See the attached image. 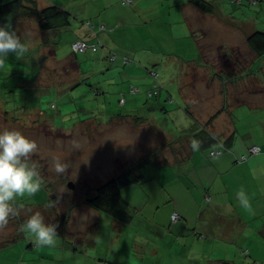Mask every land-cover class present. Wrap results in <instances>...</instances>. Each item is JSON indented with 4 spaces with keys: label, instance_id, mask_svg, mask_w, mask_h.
I'll return each instance as SVG.
<instances>
[{
    "label": "crops",
    "instance_id": "crops-1",
    "mask_svg": "<svg viewBox=\"0 0 264 264\" xmlns=\"http://www.w3.org/2000/svg\"><path fill=\"white\" fill-rule=\"evenodd\" d=\"M8 1L2 0L0 4ZM35 1H37L40 9L47 7L45 3L48 6L51 5L46 0ZM136 1L140 3V0ZM120 2L121 0L88 2L91 13L98 12L97 18L91 20L95 33L88 30L89 35L81 38L104 43L110 40V47L104 46L99 50L102 59L108 60L112 51L134 57L135 51L127 49L130 48L128 41L122 43L118 37L123 34L126 28L128 29L129 21L135 22L139 16L148 19L153 14V11L141 12L138 8L122 7L124 5ZM155 4L162 6L160 2ZM173 6L180 9L178 12L182 15L184 22L187 23L183 27L182 19L179 24L182 27L183 36L188 37L187 41L184 42L183 54L178 52L177 41L173 39L171 43L163 38L160 41L145 42L136 49L143 51V57L147 56L145 60H141L142 63L144 61L150 62L153 64L152 66L157 67L158 76L156 78L162 87L157 94L152 96H149L146 91L153 87L156 79L151 77L147 70L138 66L139 64H132L120 71H111L108 67L104 69L106 65L103 62L100 64L102 70L96 71L88 57L89 54L92 55V52H87L83 61L74 59V54L67 52L64 45L68 39L67 34H61L62 41L57 50H50L40 44L41 35L38 33L37 22L34 19L13 14L0 15V25L11 23L17 33L24 38L29 49L19 59L11 55L15 58L8 57V63L0 68V78L4 79L0 80V90L8 93L4 109L11 111V117L15 115L13 110H19L21 113L18 120L26 119L29 112H35L43 120L52 124L45 118L46 114L42 106L37 105L38 103L28 107V111H24V89L37 91L42 82L53 84L57 88V94L64 93V96L59 100L61 104L72 103L75 100L74 93L79 91L83 94L86 89L97 90V94L99 91L103 94L125 92L127 101L123 106L128 105V108L125 109L124 115L117 114L122 117L117 118L115 115L109 119L130 120L134 127L142 129L148 127V121L146 116H142L140 112L163 109L159 97H162V91H164L165 99L171 96L174 99L173 104L178 103L182 113L192 116L194 120L197 119V116L199 124H201L198 125L192 121L187 128L182 129L183 140L186 144V146L183 144L184 159L192 164L190 179L192 184L199 185L205 191L199 201L198 209H194L196 223L193 219L187 218L186 215L190 214V211L186 212L178 208L175 205L176 201H172L173 204H161L160 201H157L150 208H148V204L145 206L147 201L143 205L141 202L135 201L133 206L138 209V214L134 221L138 220L147 225L152 222L155 227L163 226L170 229L167 231L147 230L134 225V229L128 231V228H122L115 223L116 229L113 230H117V237L110 236L111 241L109 240L107 251L104 248L101 249V251L107 252V258L104 257L102 262L95 264H190L193 260L199 259L198 253L192 251L193 245L203 248V259H199L200 261L195 264H254L255 262V264H264V90L256 89L254 86H251L250 89H242L241 81L243 80L238 79L239 81H235L236 84L231 83L232 86L234 85L233 90H236L238 94L245 93L246 97L243 95L244 98L237 97L235 98L236 103L232 104V92L228 88L226 89L228 92L224 93L212 88L213 81L207 84L204 78V69L186 63V61L199 60L200 50L197 43L193 41L194 37H191V35L195 38L198 36L196 32L199 27L194 28L188 22L190 17L195 21L197 12L183 0H175ZM165 9L169 13L172 12L168 8ZM10 20L11 22H9ZM103 23L112 28V33L109 32L107 35L99 31V25ZM144 23L149 25V20H145ZM71 26L66 31L71 30ZM36 49H39L37 53L40 56L49 54L50 56L54 55V58L49 59V64H46L47 61L45 63L39 61L38 67H33L30 58L33 60L37 58L36 54L31 57ZM185 50L188 52L187 54H185ZM164 54L172 56L174 63L176 62L175 65L177 64V69L180 68L179 71L175 69V72L169 74L167 78L165 77L166 73H162V69L159 68V63L166 69L168 67L173 68V66H168L162 60ZM157 56L160 59L156 60ZM180 57H183L184 60ZM10 59L17 61V63ZM53 63L54 68L51 71L46 69L47 65L51 66ZM146 63L144 64L146 65ZM108 64L111 66L109 61ZM36 69L38 75L35 77L38 78L39 82H37L38 80L31 82V76ZM139 76L143 77L145 84L139 86L140 93L136 94L138 96L136 97L129 92V85L134 84ZM23 78H26L25 82H22ZM252 80L264 87V85L259 84V79L252 78ZM179 81L181 86L176 84ZM22 84L26 88H22ZM184 84L187 86L186 88H184ZM18 99L19 102L16 103ZM147 99L150 101L147 102ZM80 104L85 107L83 103ZM53 105L51 108L56 107V104ZM90 109H87V112L91 113L98 107L93 106ZM169 109L175 113L173 107ZM135 113L138 115L134 117L132 114ZM140 118L142 120H138ZM89 120H94V122L85 123L92 127L98 124L97 118H90L85 121ZM98 126L106 125L100 123ZM208 134L212 137H209ZM213 140L214 143L210 144ZM193 141L197 142L195 146H193ZM253 146H259L262 153L250 155L249 149ZM172 152L182 156L177 149L176 152L173 150ZM212 152L215 153L212 154ZM242 155H246L247 159L242 161ZM241 189H244L250 198L251 207L249 209L240 207L236 199V193ZM173 213H178L180 216L179 221L175 223L171 220ZM207 213L210 214L207 215ZM145 216L153 219L146 223L143 221ZM157 235L168 237L169 243L161 247L159 242L152 240ZM114 238L115 240H112ZM69 240L70 238L67 237L63 241L60 237L58 245L50 248H38L30 245L32 249L29 246V249L23 253V259H33L32 264H90L89 261L93 258L90 256V250L94 256L99 248V240L96 238L89 242L92 244L89 247V243L87 244L85 254L88 259L86 257L84 260L76 256L79 252L69 253L68 251V249L77 247L80 244V239H75L73 244ZM196 242H199V245H196ZM31 243L33 242L31 241ZM162 249H166V256H163ZM214 255L215 258H213Z\"/></svg>",
    "mask_w": 264,
    "mask_h": 264
},
{
    "label": "rangeland",
    "instance_id": "rangeland-1",
    "mask_svg": "<svg viewBox=\"0 0 264 264\" xmlns=\"http://www.w3.org/2000/svg\"><path fill=\"white\" fill-rule=\"evenodd\" d=\"M46 1L48 3H54L55 1L56 4L64 5L67 7L66 9L72 12L71 30L64 31L62 34H67L68 39L64 42V45L67 52L73 55L71 38L72 41H75L89 35V28L86 24L90 23L92 25L91 20H95L94 18L98 12L91 13L88 2L95 0H70V2L69 0ZM133 1L134 5L130 8H138L141 12L153 11V14L148 19L139 16L135 22L129 21L128 29L126 28L123 34L118 37L119 41L122 43L128 41L130 44L129 49L135 51L136 58L140 60H145L147 56L143 57V51H137V47L145 42L160 41L162 38L170 43L173 38H176L178 52L183 54V47L179 38L185 36H183L182 27L179 25L181 20L180 12L173 6L175 0H140V3L136 0ZM212 1L218 2L219 0ZM237 1L223 0L220 2L223 8L228 9V14L244 21L240 26L241 29L231 28L220 22L217 18L202 14L197 10L195 21L192 22V26L195 28L199 27L198 34L203 37L201 41H203L206 59L214 63L217 69L231 71L230 69L235 68L234 74H237L236 71L239 72L240 66H235L233 58L246 59L247 62L251 59L250 55L252 53L245 43L244 35L252 33L256 29L264 31V0H257L256 4L251 5L247 0H243L244 4L242 3L240 6ZM157 2L162 3V6L155 4ZM122 4L125 5L123 2ZM216 5L218 6V4ZM45 6L48 5L45 3ZM165 8L170 9L172 12L170 14L167 13L168 10ZM9 17L12 19L11 16ZM198 18H200V21H197ZM145 20H149V25L144 23ZM105 45L106 47H110V40ZM102 48V46H99L94 51H87L92 52V55L89 54L88 57L91 59L96 71L102 70L100 64L103 62L106 65L104 69L108 67L111 71H120L126 68L118 64V66H110L108 61L111 64L114 60L102 59L101 54H99V50ZM225 53L231 55H223ZM35 54L37 58L35 60L30 58V61L33 67H38L40 55L37 52ZM85 56H87L85 53H78L77 58L83 61ZM9 58L15 57L10 55ZM130 58L133 61L135 60L132 57ZM157 59H160V57L157 56ZM162 60L168 66H173L175 70L177 64L175 65L176 62L174 63L172 56L164 54ZM201 66L204 67L208 80H214L213 82L209 80L212 82V88L224 93L228 92L226 91L228 88L232 92V104L236 103L235 98H244L242 95L246 97L245 93L238 94L236 90H233L234 85L232 86V84L234 83L229 85L221 82L220 73L211 63H206L201 59ZM245 70L248 75L256 76L264 84V58L256 57ZM166 75L167 78L169 73L166 72ZM35 79L37 78L31 77V82ZM234 79L236 80V77ZM143 84H145L143 77L139 76L136 82L131 85L135 88H140L139 86ZM131 85H129V88ZM241 86L242 89L251 88L249 83L245 85L242 81ZM254 87L264 90V87L258 84H255ZM27 90L26 98H30L32 102L29 107L34 105V103L40 104L46 114L45 118L52 124L43 120L35 112H29L26 119L12 121L9 118H5L3 110L0 109V132L4 130H18L30 140H35L38 144V151L32 155L29 164H35L41 177L49 181L44 184L43 179L41 190L34 196L30 198H17L14 202V207L19 210V215L10 220L6 229L0 231V264H24L22 250L26 248L27 243L22 236H25L28 231H21L20 225L35 212H40L44 216L46 223L51 221L52 223H57L55 220H61L66 214L69 223L64 227L66 234L62 233V237L65 239L67 237L70 238L69 242L72 244L75 239H80V244L77 246L80 250L78 255L82 254L85 256L79 255L82 260L86 257L88 259V256L85 254L87 244L96 238L101 243L109 242L110 234H112L111 231L116 225L115 222L104 214L91 210L88 205H84L81 201L83 195H85L88 189L96 187L98 184L114 176L117 172H120L125 167L124 164L126 162L132 164V160L139 159V157L144 156L147 152L150 154V162L141 171L145 177L144 181L142 185L127 188L123 192L124 198L127 201H139L142 205L147 201L145 206L148 204V208L157 201H160L161 204H173L172 201H176L175 205L178 208L186 212L190 211V214L186 216L190 220L193 219L196 223L194 209H198L199 201L205 191L199 185L192 184V180L190 179L192 176V173H190L192 164L187 159H184L185 152L181 148V144H185L182 129L187 128L192 121L201 125L198 121L199 118L195 114L194 116L197 119L194 120L192 116L182 113L179 110L181 107L178 103L173 104L174 99H172V102L168 98L165 99V92L161 90L162 97H159V100L164 111L163 109L152 112L141 111L140 114L146 116L148 127L140 129V127H134L130 120L109 119L116 114L124 115V111L128 108V105H121L120 100L124 99L127 101L125 92H107L103 94L99 91V94L96 95V91L86 89L83 94L79 91L75 92V100L72 103L61 104L59 100L64 96V93L57 94L53 84L42 82L36 93L34 90ZM3 95L2 93L0 94V96ZM17 96L20 95L17 94ZM136 97L138 96L136 95ZM146 101L148 102L150 99ZM80 103H83L85 107ZM53 104H56L55 108H51ZM93 106H97L98 109H95L91 113L87 112ZM171 107L175 109V113L170 111L169 108ZM190 112L192 111L190 110ZM132 115L135 117L138 114ZM90 118H97L96 122L98 124L102 123L106 126H98L97 124L95 127H92L88 123H85H93L94 120L85 121ZM81 121H84V123H81ZM109 121L110 124H108ZM135 128L137 129L136 131ZM170 146H173L172 150L174 152L177 149L183 158L175 155ZM203 152L205 153V151ZM54 160L70 163L71 167L68 173L65 175L57 174L52 166V161ZM65 179L73 182V189L67 188V181L64 183ZM43 190L46 191L45 196L42 194ZM51 195H57V198H61L58 206L40 210L49 202L47 200L50 199ZM146 213L148 214L147 211ZM209 214L207 213V215ZM151 219L153 218L145 216L143 221L148 223ZM135 226H140L147 230L160 229L167 231L170 229L163 226L155 227L152 222L147 225L138 220H136ZM132 229L134 227H128L127 230ZM199 237L202 238L201 236ZM33 240L34 238H31L30 243ZM152 240L159 242L161 247L169 243L168 237L160 235L154 236ZM196 245H199V242H196ZM165 251L166 249H162L163 256H166ZM192 251L198 253L199 259H203L202 247L193 245ZM90 256L93 257L91 250ZM213 258H215V255ZM199 259L193 260L190 264L199 262ZM97 262L96 258L89 261L90 264Z\"/></svg>",
    "mask_w": 264,
    "mask_h": 264
},
{
    "label": "trees",
    "instance_id": "trees-1",
    "mask_svg": "<svg viewBox=\"0 0 264 264\" xmlns=\"http://www.w3.org/2000/svg\"><path fill=\"white\" fill-rule=\"evenodd\" d=\"M183 1L186 2V4H188L189 6H191V8H193L194 11L197 10V11L201 12L202 14H206V15H209L211 17H215L220 22H223L225 25L230 26L231 28L241 29L240 26H241L242 22H244V21H242L236 17H233L227 13L228 9L223 8L222 3L220 2L223 0H219L218 2H216V1L213 2L212 0H183ZM231 1L234 2L235 0H231ZM247 1L249 2L250 5L253 4V2H252L253 0H247ZM256 1L257 0H254V2H255L254 4H256ZM121 2H123L125 4L124 7H126V8H130L134 5L133 0H131L127 4L124 2V0H121ZM237 3L239 6L242 5V3L244 4L243 0H238ZM216 4H218V6ZM177 10L180 11V9H177ZM167 13H169V12H167ZM2 14H13L15 16H21V17H25V18L34 19L37 22L38 33L41 35V43L40 44H42V47H47L50 50H57V48L59 47V44L62 41L61 40V34L64 31L68 30L70 28V26L72 25V22H71L72 14H71V12L68 9H66V7L64 5L56 4L55 1H54V3H51V5L40 9L38 7L37 1H35V0H9L6 3L0 4V15H2ZM182 19H183V17L181 15V20ZM193 21L194 20H192L191 17L188 18V22H190V25H192ZM197 21H200V18H198ZM83 24H85V23H83ZM181 24L183 25V27H185V25H187V23L184 22V19H183V23H181ZM86 26L89 28V31H92L93 33H95L93 31V26L90 23H87ZM99 28H100L99 31L101 33H106L107 35L109 34V32L112 33V28L108 27L106 24L104 25V23L99 25ZM196 33L198 34V31ZM197 34H194V35H197ZM191 37L192 38L194 37L193 41H195L197 43V46L200 50V52H199L200 58H199V60L186 61L187 64H193L198 68L204 69V67L201 66V59H203L204 62L211 63L212 66H214L216 68V70L220 73V77L222 79L220 81L225 83V84H231V83L236 84L235 81L238 79L240 81L242 79L243 80L242 82L245 85L249 83L251 86H254L256 84L253 82L252 78H255V79H258V78L256 76H253V75H248L245 68L256 57L264 58V31L256 29L252 33L244 35L245 43H246L248 49L251 51L252 54L250 55L251 59L248 62L246 59H244V60L234 59V58L232 59L234 61L235 66H238V65L240 66L239 72L236 71L237 74H234L235 68L230 69L231 71H225L223 69H217V67L214 65V63H212L211 61H208L204 55V47H203L204 45L202 43L203 41H201V39L203 37H201L199 34H198V36H196V38L193 35H191ZM186 39H188V37L179 38V40H181L180 42H181L182 47L184 46V42L187 41ZM77 40L88 41V40H85L82 38L77 39ZM77 40L71 42V50H72V53L74 54V59L75 58L78 59L77 58L78 52H75L73 50L72 45ZM173 40L177 41L176 38H173ZM88 42L96 44L97 47H99V46H102V47L105 46L106 47L105 43L102 41L90 40ZM187 43H189V42H187ZM176 45H177V43H176ZM127 49L130 50L129 48H127ZM38 50L39 49H36L35 52H38ZM87 51H94V50L89 49ZM35 52L32 53L33 56H31V57L35 56ZM86 52H85V54H86ZM182 52H183V48H182ZM184 52H186V50ZM187 53L188 52H186L185 54H187ZM223 55H229L230 56L231 54L225 53ZM130 57L128 55H124V54H120V53L118 54V53L112 51L110 56L108 57V59L113 58L112 60H114V62L111 63V66H115L118 64V65H122L123 67L124 66L128 67L132 64L133 65L139 64L138 66H141L142 68L147 70V72L150 74V76L156 79V82L153 85V87L150 88L149 90H147L146 93L149 96L157 94L155 92V90L157 88H154V87H158L159 85H161L158 82V79L156 78L158 76L157 67L152 66L153 64H150V62L146 63L144 61V63H146V65H145L144 63L141 62L140 59L136 58L135 53H134V57H132L135 59L134 61L131 60ZM53 58H54V55L50 56L49 54H43V55L39 56L38 60L40 61V63H45L47 61L46 64H49V59H53ZM180 58L182 60H184L183 57H180ZM10 60L14 63H17V61H15L13 59H10ZM192 62H194V63H192ZM159 66H160L159 68L162 69V73L168 72L169 74H171V73L175 72V70L172 67H168L166 69V67L161 65L160 63H159ZM230 66L232 67V65H230ZM53 68H54V63L51 64V66H48V65L46 66V69H48L49 71H51ZM175 69H177V66L175 67ZM165 70H166V72H165ZM179 70H180V68L177 69V71H179ZM1 71H3V70L1 69ZM159 71H160V69H159ZM155 74H157L156 77L154 76ZM36 75H38V71H35L31 77L34 78ZM237 75H239V76H237ZM166 76L167 75L165 74V77ZM207 77H208L207 74L204 72V78H205L207 84H209V82H210L209 80H211V79L208 80ZM235 77H236V80L234 79ZM0 80H4V79L0 78ZM37 80H38V78L35 79V81H37ZM25 81H26V78H23L22 82H25ZM211 81H214V80L212 79ZM37 82H39V80ZM261 83L262 82L260 81L259 84H261ZM24 84L21 85L22 88H26L24 86ZM176 84L180 85V81ZM262 85H264V84L262 83ZM131 86L129 88V92L133 95H136L135 93L131 92ZM247 86H249V85H247ZM186 87L187 86L184 84V88H186ZM3 88H5V87H3ZM54 88H55V92H56L57 88L55 86H54ZM33 90L36 93V90L35 89H33ZM139 90H140V88H139ZM94 91H96L95 94L98 93L97 90H94ZM1 93L4 95L0 96V105H1L0 109L3 110V114H4L5 118H9L12 121L18 120L21 112H19V110L18 111L13 110L12 112L15 113V115H12V117H11V111L4 109V105L6 104L8 93H5L2 90H0V94ZM27 93H28V90L24 89V96H25V98L23 100L24 111H28L30 108L28 105L32 103L30 98H26ZM139 93H140V91H139ZM167 98L170 102H172L173 98L171 96H168ZM121 101H123L125 103L124 99H121L120 102ZM17 102L18 101H16V103ZM124 103L121 105H124ZM34 104L36 105L37 103H34ZM171 112H173V111H171ZM116 117L121 118L122 116L121 115L118 116L116 114ZM138 120H142V119L140 118ZM209 137H212V136L209 135ZM213 143H214V140L210 142V144H213ZM183 144L184 143L181 144V148L183 149L182 151L185 152ZM170 147L172 150L173 146H170ZM149 155L150 154H148V152H147L144 156L139 157V159H137L135 161L132 160V164H128L129 162H126L124 164L125 167L120 172H117L114 176H112L111 178H109L105 182L98 184L96 187L88 189L86 191L85 195L81 194V195H83V199L81 200L82 203L84 205H88L91 210H94V211H97V212L104 214L109 219H111L113 222H115L116 224H119L122 228L123 227H126V228L134 227L135 222H136L134 220L137 217L138 209L135 206H133V205H135V201H127L124 198L123 192L127 188H130L132 186L142 185L145 177L141 171H142V168L150 162ZM242 156H245L247 159L246 155H242ZM242 156H241V160L244 161L242 159ZM43 179H44V184H46L49 181L48 179H45V178H43ZM65 181H67V188L70 189V187H68V183L70 182V180L68 181L67 179H65L64 183H65ZM42 194L45 196L46 191L43 190ZM56 199H57V195H51L50 199L47 201L56 200ZM48 203L49 202H47L46 206L40 210H46V208H49L47 206ZM173 214L177 215V217H178L177 220L179 221V219H180L179 214L178 213H173ZM171 220L174 223L177 222V220L173 221L172 217H171ZM55 221L59 223L58 232H59L60 237H62V233L66 234V229L64 227L67 226V224L69 223V219H68L67 215L65 214L61 220L59 219V221L58 220H55ZM55 221L53 220V222H55ZM47 223H52V221L47 222ZM62 225H64V226H62ZM114 229H116V228H114ZM111 233L112 234H110V236L117 237V235H118L117 230H112ZM31 236H33V234H31L30 232H27V234L25 236H22V237H24V240H26V243H27L26 248L22 250V254L24 252H26L27 249H29L30 245L33 246V243H30ZM62 239H63V241L65 240L64 237H62ZM109 240L111 241L110 237H109ZM112 240H115V238ZM98 243H99V245H98L99 248H98V250H96L95 255L93 256L92 260H95V258H96V261L102 262L103 258L104 257L107 258V256H106V252L101 251V249L104 248L107 251L109 248L108 247L109 242L101 243L100 241H98ZM91 245L92 244L89 243L88 247ZM31 246H30V248L32 249ZM47 248H50V247H47ZM113 248H115V246H113ZM68 251H69V253H71V252L76 253V252H79L80 250L75 246L73 249L68 250ZM79 255L76 254V256H79ZM80 256L85 257L82 254ZM24 261H25L24 264H32L33 259H27V260L24 259Z\"/></svg>",
    "mask_w": 264,
    "mask_h": 264
},
{
    "label": "clouds",
    "instance_id": "clouds-1",
    "mask_svg": "<svg viewBox=\"0 0 264 264\" xmlns=\"http://www.w3.org/2000/svg\"><path fill=\"white\" fill-rule=\"evenodd\" d=\"M28 50L24 38L17 33L11 23L0 25V68H3L8 63L10 55H14L19 59ZM112 59L110 58L109 60L112 61ZM156 75L154 76L156 77ZM161 87V85L154 87L157 88L155 92L158 93ZM132 88L135 87L131 86ZM135 89H138L135 94L139 93V88ZM123 103V101L120 102V104ZM196 144L197 142L193 141V146ZM37 151V142L30 140L20 131L4 130L0 132V231L6 229L10 220L19 215V210L14 207V202L17 198H30L41 190L43 178L37 170L36 165L29 164L30 158ZM214 153L212 152V154ZM52 166L59 175L67 174L71 167L70 163L59 160L52 161ZM236 199L240 207L244 209L251 207L250 198L244 189L236 193ZM60 200V197L56 200H51L47 206L54 208L58 206ZM58 229V222L46 223L44 216L40 212L30 215L20 225L21 231L27 230L33 234V245L38 248L56 247L60 240Z\"/></svg>",
    "mask_w": 264,
    "mask_h": 264
},
{
    "label": "built area",
    "instance_id": "built-area-1",
    "mask_svg": "<svg viewBox=\"0 0 264 264\" xmlns=\"http://www.w3.org/2000/svg\"><path fill=\"white\" fill-rule=\"evenodd\" d=\"M130 1L131 0H124V2L126 4L129 3ZM252 2H253V4L255 3L254 0ZM72 48H73V50L75 52L84 53L88 49L96 50L98 47H97L96 44L88 43V42L83 41V40H77L76 42L73 43ZM131 91L133 93H135V92L138 91V89L132 88ZM259 153H261V148L259 146H253V147H251L249 149V154H251V155H256V154H259ZM242 159L245 160L246 157L245 156H242ZM208 199H209V197H208ZM172 219L174 221H176L178 219L177 215L176 214H173Z\"/></svg>",
    "mask_w": 264,
    "mask_h": 264
},
{
    "label": "water",
    "instance_id": "water-1",
    "mask_svg": "<svg viewBox=\"0 0 264 264\" xmlns=\"http://www.w3.org/2000/svg\"><path fill=\"white\" fill-rule=\"evenodd\" d=\"M68 185H69V187H70L71 189H73V188H74V185H73V183H72L71 181L69 182V184H68Z\"/></svg>",
    "mask_w": 264,
    "mask_h": 264
},
{
    "label": "bare ground",
    "instance_id": "bare-ground-1",
    "mask_svg": "<svg viewBox=\"0 0 264 264\" xmlns=\"http://www.w3.org/2000/svg\"><path fill=\"white\" fill-rule=\"evenodd\" d=\"M73 183V182H72ZM69 184V183H68ZM68 187H69V185H68Z\"/></svg>",
    "mask_w": 264,
    "mask_h": 264
}]
</instances>
